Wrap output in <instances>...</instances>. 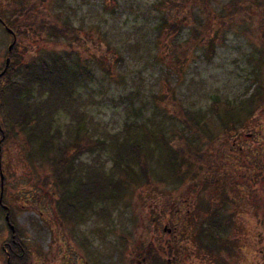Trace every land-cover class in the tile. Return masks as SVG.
Segmentation results:
<instances>
[{"label": "rangeland", "instance_id": "obj_1", "mask_svg": "<svg viewBox=\"0 0 264 264\" xmlns=\"http://www.w3.org/2000/svg\"><path fill=\"white\" fill-rule=\"evenodd\" d=\"M208 2L198 5L195 0H181L171 5L168 0H0L6 25V21H17L25 28L27 11L33 8L37 13L30 28L23 30L25 37L19 40L14 80H24L27 68H21L23 64L50 60L56 55L75 60L84 59V54L87 57L82 80L74 86L72 112L60 110L54 130L60 129L67 141H72L77 133L85 138L82 144L86 146L88 139L107 142L103 150L92 153L85 145L84 150L71 149V154H77V175L70 176L78 177L71 181V190L80 180L87 185L94 178L90 170L102 172L105 181L121 179L123 175L114 168L115 156L109 142L115 136L125 139L129 125L143 126L140 133L161 132L178 146L193 148L189 154L183 151L186 162L180 179L167 177L161 165L149 158L148 173L145 168L134 166L137 176L128 179L132 183L111 191L120 202L114 195H106L108 198L99 204L116 223L133 220V226L128 227L134 233L145 231L150 205L159 210L168 197L177 199L189 192L193 196L201 153L207 158L203 164H212L217 171L226 170L227 159L221 153L227 144L231 147L236 141L247 143L250 165L253 154L261 152L260 145L264 153V0ZM180 3L188 6L185 13H181ZM165 6L170 7L166 10ZM42 20L70 30L79 28L80 36L72 42L64 35L44 31L39 26ZM164 21L178 26L177 30H165ZM90 38L99 44L92 45ZM12 42L13 36L0 22V71ZM38 87L36 84L37 96ZM4 90L8 93L9 86ZM47 95L48 92L44 97ZM226 111L231 117L236 116L235 120L220 119ZM6 113L2 107L0 120L6 130H12L3 144L4 189L25 245L35 250V264L71 263L72 257H68L74 256L73 252L63 246L66 240L70 241L68 233L80 228L88 229L90 241L102 252L114 253L113 249L107 250L113 247L107 234L112 238L115 234H110L105 226H97L99 219L85 217V222L75 225L60 215V199L56 203L45 202L50 199L49 190L58 191V197L64 190L57 181L46 178L56 154L40 155L35 144L27 141L25 132L12 127ZM190 117L197 118L198 125L195 133L184 139L188 130L185 123ZM263 159L260 156V164H264ZM41 195L44 198L38 197ZM28 196L42 201L43 213L39 204L27 201ZM44 219L53 224L54 232L49 231ZM176 223L171 215V225ZM5 227L4 212L0 211V241ZM60 230L62 238L57 237ZM100 235L104 246L100 245Z\"/></svg>", "mask_w": 264, "mask_h": 264}, {"label": "flooded vegetation", "instance_id": "obj_2", "mask_svg": "<svg viewBox=\"0 0 264 264\" xmlns=\"http://www.w3.org/2000/svg\"><path fill=\"white\" fill-rule=\"evenodd\" d=\"M208 1L213 0H195V3L202 5ZM226 146L229 147L228 144ZM227 148L221 153L227 159L225 171H217L212 164L206 167L203 162L207 158L201 153L193 196L189 192L188 196L180 195L177 199L168 197L159 210L150 205L149 223L140 234L139 231L132 232L133 220L125 224L116 223L108 210L100 208L99 204L114 192H101L105 198L90 206L84 198L88 192L63 190L58 197V191L49 190L50 199L45 202L56 203L60 199L58 207L63 218L75 225L89 217L97 218L100 222L97 226H105L111 230L110 234H115L113 238L107 234L110 245H113L107 250L113 249L114 253H105L90 241L88 229H73L68 233L70 241H65L63 249L71 250L74 256H66L72 258L71 263L65 264H264V164H260V156H264L263 146H259L261 152L253 154L251 165L247 143L236 141ZM50 179L57 181L55 177ZM6 193L4 189L0 202V211L4 212L6 221L0 241V261L2 264H35V250L25 245ZM66 195H71L67 201L64 200ZM114 196L120 202L119 196ZM38 197L44 198L42 195ZM38 197L29 199L28 196L27 201L33 200L40 206L42 201ZM39 208L43 213L41 206ZM171 215L177 225H171ZM45 222L49 231L54 232L53 224L47 219ZM60 231L57 237L62 238L64 235ZM100 241L104 246L102 235Z\"/></svg>", "mask_w": 264, "mask_h": 264}, {"label": "trees", "instance_id": "obj_3", "mask_svg": "<svg viewBox=\"0 0 264 264\" xmlns=\"http://www.w3.org/2000/svg\"><path fill=\"white\" fill-rule=\"evenodd\" d=\"M175 1L178 2L181 0H168L171 5L175 4ZM179 5L182 7L181 13H185L184 10L188 7L187 4L180 3ZM167 7L165 6L166 10ZM35 15L37 13H34L33 8L27 11L25 15L27 21L24 23L25 28H30L31 23L35 20ZM0 17L3 19L1 11ZM164 22L163 28L165 30H170V33L177 30L178 26L175 24L167 23V21ZM6 23L16 33L17 42L12 52L7 55L11 57L10 66L6 73L0 77V109L2 107L6 109V114L12 127L22 129L26 134L27 141L35 144L37 152L40 155L56 154L54 155L53 163L50 165L47 179L55 177L64 191H72V187L69 185L72 180L77 181L78 177L70 176L71 174H76V166L74 167V165L77 159V154H71V149L81 148V150H84L83 145L85 144L82 143H85L83 140L85 138L76 133L72 141L64 140L62 131L58 128L54 130V123L55 116L60 110L72 112V101L76 94L74 86L76 85V81L82 80L81 76L85 72L87 57L84 54V59L78 58L75 60L65 55H56L52 56L50 60L41 59L39 62L34 61L30 64H23L21 68H27V72L24 75L26 82L24 80H14L12 77L16 69L15 59L19 47L18 43L19 40L25 37V33L23 32L25 28L19 26L17 21H6ZM39 26L44 31L50 30L52 34L64 35L71 39V41L74 38H79L81 33L79 28L70 30L69 28L60 26L58 23H53L52 25L43 20ZM90 41L92 45L99 44L96 39L90 38ZM66 54L70 55V53ZM4 68L5 64L0 73ZM36 84H39V96L36 95ZM5 86H9L10 88L8 93L4 90ZM46 92H48V95L44 97ZM253 98V94L250 95V99L253 100ZM251 100H249V105L252 108L253 102ZM251 108L250 110L252 111ZM230 112L235 113V110ZM230 112L226 111L223 117L220 115V119L226 122L230 119L235 120L236 116L231 117L229 115ZM196 125H198L197 118L190 117L186 120L185 127L188 130L183 136L184 139L195 133L194 128ZM141 128L144 127L138 124H135V126L129 125L125 130V135L127 136L125 139L122 140L118 136H115L109 142V146L112 148L115 156L114 168L119 171V174L123 175L122 177L120 176L121 179L105 181L104 177L101 176L102 172L90 170V174L94 178H91L87 185L83 184L82 180H80L78 186L73 188V190L79 192H88L86 196L84 195V198L88 200L90 206L94 205V202L103 199L104 195H101V192L113 191L115 188H127L132 183L128 179H131L134 175L137 176L134 166H139L142 169L145 168L144 172H147L148 165H146V161L149 158L161 165V168L167 172V177L174 178V180L180 179L181 167L186 162V155L183 154V151H187L186 154H189L191 153L189 151H193V148L191 146L187 148L188 150L182 148L181 145L178 146L171 139H166L161 132L140 133ZM198 128L201 130L200 125ZM11 133L12 130H6L4 123L0 120V165L3 172V144ZM62 138L64 141H62ZM106 142V139L102 140L97 138L94 141L88 139L87 146L85 145L84 148H87L92 153L97 149L103 150ZM193 142V139H191L189 144L192 145ZM70 196L66 195L64 200L67 201V199H70Z\"/></svg>", "mask_w": 264, "mask_h": 264}, {"label": "water", "instance_id": "obj_4", "mask_svg": "<svg viewBox=\"0 0 264 264\" xmlns=\"http://www.w3.org/2000/svg\"><path fill=\"white\" fill-rule=\"evenodd\" d=\"M1 21H3V20L1 19ZM5 27H6L7 31L13 35V42H12V43L10 44V46H9V52H12L13 47H14L16 41H17V36H16V34H15V32L13 31L12 28H10V27L7 26V25H5ZM10 62H11V58L8 56L7 59H6L5 68H4V70L0 73V77H1L2 75H4V74L6 73V71L8 70V68H9V66H10ZM3 191H4V175H3V172L1 171V198H0V202H1V199H2ZM7 220L9 221V215H7ZM10 225H11V228H12L13 230H15V229H14V226H13L11 223H10Z\"/></svg>", "mask_w": 264, "mask_h": 264}]
</instances>
